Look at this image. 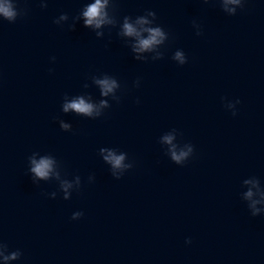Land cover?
Wrapping results in <instances>:
<instances>
[{
    "label": "water",
    "instance_id": "95a60500",
    "mask_svg": "<svg viewBox=\"0 0 264 264\" xmlns=\"http://www.w3.org/2000/svg\"><path fill=\"white\" fill-rule=\"evenodd\" d=\"M11 2L20 16L0 17V264H264V165L81 21L47 0ZM103 79L117 85L107 95ZM79 99L91 115L64 111ZM43 159L47 179L31 171Z\"/></svg>",
    "mask_w": 264,
    "mask_h": 264
},
{
    "label": "clouds",
    "instance_id": "9594fccd",
    "mask_svg": "<svg viewBox=\"0 0 264 264\" xmlns=\"http://www.w3.org/2000/svg\"><path fill=\"white\" fill-rule=\"evenodd\" d=\"M225 4H233L237 5L241 9L244 7L245 0H224ZM108 4V0H95L94 3L88 4L86 9L82 12L84 17V25L86 27L91 26L96 29H100L105 24H112L113 21L108 18V14L105 11V8ZM231 13L235 14L236 9L232 8L229 9ZM18 16H20V12L17 7V3L13 4L11 0H3L0 2V17H3L4 20L8 21L9 23H14ZM150 16L153 20H149L147 17ZM66 16H62L61 19H66ZM156 20V13L154 11H147V16H138L136 19V24L144 26L150 25ZM147 33L146 38H142L141 33ZM122 34L128 37H136L137 44L134 47V51L136 52H144L147 50H151L155 45L161 44L165 39V31L160 26L155 27H142L140 31L133 25V23L129 22V17L125 16L124 22L122 25ZM97 37H101L103 33H96ZM176 60L180 61L181 65L186 63L185 58L181 52H176L175 57ZM98 84H100L103 95H107L108 93L112 92L115 87H117L115 80L103 79L98 80ZM237 103H240L237 100ZM69 109H73L78 113H84L86 115H91L93 111V106L91 104L86 103L83 99H79L78 101H74L70 104H66L64 106V111L67 112ZM235 116L236 112H232ZM63 128H67L68 125H62ZM168 143H171L172 138L166 137ZM192 147H189L188 151H181L177 154L175 151L172 152V159L176 163H180L181 161L185 160L189 157L190 153H192ZM106 160H109L114 168H120L122 166V161L124 157L116 156L112 153H109L108 156L105 157ZM34 167H32L31 171L35 174L36 177L40 179H47L51 170V161L47 159L41 160L39 163L36 161H32ZM252 195L251 192L248 193L250 197ZM257 212H253L252 216H256ZM83 216L82 212H78L73 214L71 217L73 220L80 219ZM186 243L190 244L191 239H187ZM17 253H13L11 256H5V260H14L17 258Z\"/></svg>",
    "mask_w": 264,
    "mask_h": 264
}]
</instances>
